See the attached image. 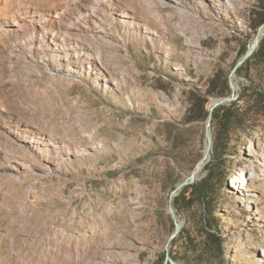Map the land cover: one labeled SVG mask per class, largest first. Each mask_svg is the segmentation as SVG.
Segmentation results:
<instances>
[{
    "label": "rangeland",
    "instance_id": "374dc122",
    "mask_svg": "<svg viewBox=\"0 0 264 264\" xmlns=\"http://www.w3.org/2000/svg\"><path fill=\"white\" fill-rule=\"evenodd\" d=\"M168 1L163 12L172 30L145 5L136 17L125 18L133 27L120 22L123 3L110 11L97 46L118 75V84L108 82L111 87L88 78V64L82 76L55 78L36 66L43 54L24 61L0 42V80L9 86L15 79L24 83L15 98L39 106V125L54 130L62 152L26 148L17 173L11 164L0 167L1 199L25 202V194H33L30 207L75 234L71 243L77 250L95 244L90 236L95 231L123 255L134 246L136 264H161L167 251L175 256L168 264H188L187 259L190 264H264V100L257 103L254 97L255 90L264 92V68L254 61L233 78V100L245 89L240 103L251 109L253 120L234 134L226 161L214 173L215 178L228 175L229 182L219 187L222 193L210 208L176 211L180 231L195 244L174 243L180 232L170 240L175 230L171 193L197 169L208 143L207 120L190 123L183 114L195 93L205 92L209 76L229 70L242 58L240 50L253 45L264 23V0H234L231 8L222 0ZM36 2L51 9L61 0ZM221 97L210 95L208 106ZM36 126L31 128L41 133ZM251 168L255 177L243 178L242 171ZM207 173L204 166L193 182ZM243 179L249 183L239 184ZM205 228L220 236V248L204 243Z\"/></svg>",
    "mask_w": 264,
    "mask_h": 264
},
{
    "label": "bare ground",
    "instance_id": "6f19581e",
    "mask_svg": "<svg viewBox=\"0 0 264 264\" xmlns=\"http://www.w3.org/2000/svg\"><path fill=\"white\" fill-rule=\"evenodd\" d=\"M222 1L226 8H231L235 3L234 0ZM119 3L124 4V8L119 10L120 22L124 25L133 27L135 24L125 18L127 15L136 17L140 14V7L145 5L166 30L171 29L165 24L168 14L163 12L168 0H61L51 9H44L36 0H0V42L6 43L24 61L43 54L42 60L35 61L36 66L46 67L55 78L63 76L71 79L75 74L82 76L88 64L86 76L94 77L97 81L101 78L106 87H111L108 82L111 80L118 84L119 78L110 71L103 50L97 45L102 42L110 11L116 9ZM169 16H173L172 13ZM261 37H264V28L260 31ZM50 65L52 68H49ZM23 85L18 79L10 86L0 80V167L11 164L15 173L21 168V152L26 148L35 150L42 145L48 147L44 149L47 153L62 155L54 130H44L45 127L39 125L42 121L39 106L15 98V91L22 92ZM32 124H38L40 127H36L42 129L41 133L31 128ZM101 143L94 145L100 146ZM209 158L202 161L197 174ZM242 173L243 178H253L256 170L246 169ZM245 183L249 182L243 179L239 184ZM1 196L0 264L137 263L134 246L123 255L115 250V245H106L104 235L95 231L90 233L91 238L96 239L95 244L85 251L77 250L71 243L75 234L52 220L50 214L39 215L30 207L33 194H25V202L17 203L2 200ZM10 221L12 224L8 232H4ZM85 237L88 235L85 234ZM65 240L69 243H65ZM114 253H118L115 258Z\"/></svg>",
    "mask_w": 264,
    "mask_h": 264
},
{
    "label": "trees",
    "instance_id": "16d2710c",
    "mask_svg": "<svg viewBox=\"0 0 264 264\" xmlns=\"http://www.w3.org/2000/svg\"><path fill=\"white\" fill-rule=\"evenodd\" d=\"M248 50L245 45L241 50L239 56L244 55ZM238 59L234 62L229 70L220 69L214 74L209 76L205 83L204 93H195V97L190 102V105L183 114L186 122H206L209 117V100L210 95L214 96H227L231 93L230 86V71L237 64ZM264 68V37L261 38L260 43L252 55L237 69V73L244 71L245 67L249 66L252 62ZM255 101L262 103L264 100L263 90H255ZM252 95V94H251ZM246 97L245 89L240 90V98L217 106L213 111L212 131H213V146L211 150V159L205 165L208 173L200 180L184 186L179 193L174 197V207L179 214L180 212L187 211L195 205H203L208 209L211 204L218 197V193H222L220 186L228 184V175L223 177H214L216 168L223 166L225 162L226 151L228 145L235 133L242 129H246L248 123L253 120V113L247 104H241L240 100ZM251 97V96H250ZM204 243L212 246L214 249L220 248L222 245L220 236L211 232L207 228L204 229ZM186 243L196 242L190 234H186L185 230H181L179 235L174 239V243L183 240ZM175 258L173 253H170ZM166 254L161 257V264H164ZM190 264V260H186Z\"/></svg>",
    "mask_w": 264,
    "mask_h": 264
},
{
    "label": "water",
    "instance_id": "95a60500",
    "mask_svg": "<svg viewBox=\"0 0 264 264\" xmlns=\"http://www.w3.org/2000/svg\"><path fill=\"white\" fill-rule=\"evenodd\" d=\"M264 28V23L260 26V28L257 31V36L256 39L253 43V45L247 50V52L242 56V58H240L237 61V64L235 65V67L232 69V72L230 73V86H231V93L227 96L221 97L218 100H216L214 103H212L209 107V117L207 119V137H208V143L206 146V150H205V154H204V158L202 159L205 160L208 157L211 156V150H212V146H213V132H212V119H213V111L214 109L224 103L230 102L235 98V94H236V85L234 83V75L237 73V69L252 55V53L256 50V48L258 47L259 43H260V31ZM202 161L199 163V165L197 166V169L190 175V177L186 180H184L180 185H178L173 192L171 193V197H170V213L172 214L174 220H175V230L172 233V235L170 236V240H172L173 238H175L177 236V234L180 232V228L181 225L178 223L177 221V216H176V210L173 204L174 201V197L178 194L177 191L181 190L184 186L190 184L193 182L197 170L200 166V164L202 163ZM168 247V244H167ZM170 256V252L167 251L166 253V260L164 264H168V259Z\"/></svg>",
    "mask_w": 264,
    "mask_h": 264
}]
</instances>
